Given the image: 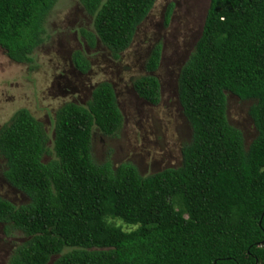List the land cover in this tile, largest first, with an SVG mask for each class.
I'll return each mask as SVG.
<instances>
[{
	"label": "trees",
	"instance_id": "trees-1",
	"mask_svg": "<svg viewBox=\"0 0 264 264\" xmlns=\"http://www.w3.org/2000/svg\"><path fill=\"white\" fill-rule=\"evenodd\" d=\"M56 1L0 0V48L8 59L32 62ZM77 1L91 18V30L80 35L117 59L155 0ZM172 6L163 10L164 24ZM159 52V44L149 49L146 73L132 82L150 104L159 98L152 75ZM70 61L88 70L79 50ZM176 94L190 138L180 144L178 165L146 175L129 161L110 168L91 157V127L112 135L121 126L106 81L93 85L84 105L65 101L55 109L53 154L25 107L10 114L0 125L2 175L26 201L0 197V224L24 237L7 264H264V0H208ZM227 94L250 101L255 135L246 146L226 119Z\"/></svg>",
	"mask_w": 264,
	"mask_h": 264
},
{
	"label": "rangeland",
	"instance_id": "rangeland-1",
	"mask_svg": "<svg viewBox=\"0 0 264 264\" xmlns=\"http://www.w3.org/2000/svg\"><path fill=\"white\" fill-rule=\"evenodd\" d=\"M169 2L173 6L164 24L162 14ZM207 4L208 0H155L128 47L112 59L97 40L87 44L80 35V29L91 30V18L78 1L57 0L46 17L45 37L33 50L30 64L11 61L0 48V125L16 108L25 107L42 124L47 149L53 154L55 109L65 101L84 105L93 85L106 81L115 94L121 126L112 135L91 127L93 161L110 168L129 161L140 175L178 165L180 144L188 142L190 127L177 101L176 77L199 35ZM154 44L160 46L158 65L152 72L159 82V98L150 104L135 94L132 82L146 73L143 62ZM74 50L87 59L84 73L75 70L70 61ZM249 104L231 94L226 96V119L241 132L244 146L255 135L247 113ZM3 170L0 157V197L14 205L24 204L26 197L6 182ZM112 222L125 230L133 227L115 219ZM23 239L20 231L0 224V264H7L13 248Z\"/></svg>",
	"mask_w": 264,
	"mask_h": 264
}]
</instances>
